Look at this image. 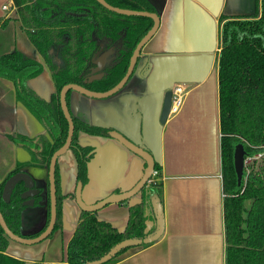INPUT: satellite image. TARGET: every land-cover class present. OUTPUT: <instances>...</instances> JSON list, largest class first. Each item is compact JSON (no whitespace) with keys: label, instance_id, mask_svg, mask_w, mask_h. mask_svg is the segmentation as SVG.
Segmentation results:
<instances>
[{"label":"crops","instance_id":"crops-1","mask_svg":"<svg viewBox=\"0 0 264 264\" xmlns=\"http://www.w3.org/2000/svg\"><path fill=\"white\" fill-rule=\"evenodd\" d=\"M151 1L159 11L160 26L145 45L140 63L129 82L117 94L105 100L86 101L79 95H73L70 110L74 114L83 113L91 123L99 120L118 131H123L122 122L135 127L139 121L142 139L159 165L157 182L162 193L159 201L164 232L147 247L128 249L113 264H224L218 20L221 15L253 13L256 3L255 0ZM4 5L9 8L7 12L2 9ZM16 18L12 0H0V56L19 51L41 62ZM2 22L6 24L5 27H1ZM149 61L151 68L147 71ZM29 84L42 98L50 97L53 92L52 78L45 66L42 73ZM178 84H182L186 90L181 109L176 114L168 112L164 122H161L167 92L165 88ZM134 104L138 108L136 115L131 108ZM45 133L42 123L17 100L13 82L0 78V183L17 161L29 160V152L9 137L20 134L36 138L45 136ZM80 141L95 146L97 152L89 167L90 181L82 187V195L87 203L114 193L110 191L115 188L120 190L119 185L129 189L140 179L144 162L112 139L81 135ZM107 148L121 155V168L112 170L109 160L102 159V152ZM58 162L63 192H70L76 186L75 166L64 159ZM25 173L34 179L44 195L47 186L45 169L29 166ZM134 198L129 201L130 205L135 202ZM74 203L70 198L64 199L62 235L55 234L46 242L31 247L10 244L8 253L27 263L42 258L43 264H65V245L81 213ZM129 204L108 205L98 210L97 217L123 230L128 219ZM146 210L149 217L146 223L150 228L154 223L151 202ZM31 212L26 214L25 222L33 214ZM38 227L39 223L32 220L22 231L29 234L27 232L33 228L35 231Z\"/></svg>","mask_w":264,"mask_h":264},{"label":"trees","instance_id":"trees-1","mask_svg":"<svg viewBox=\"0 0 264 264\" xmlns=\"http://www.w3.org/2000/svg\"><path fill=\"white\" fill-rule=\"evenodd\" d=\"M105 1L121 9L146 10L159 16L157 7L150 0ZM255 3L253 15H221L218 20L224 264H264V0H255ZM12 5L21 29L44 62L39 63L19 51L9 52L0 56V78L13 82L17 100L47 130V136L30 138L12 134L9 137L29 152V161L17 163L12 172L15 173L23 165H48L51 155L63 146L68 127L58 104L61 87L79 84L94 92L111 89L124 76L132 51L153 23L148 17L124 16L108 11L95 0H12ZM78 13L85 15L78 16ZM5 25L1 23V27ZM64 36L68 39L65 40ZM101 41L106 42L107 50L115 49L116 60L104 68L105 74L101 79L83 84L79 75ZM45 65L57 93L49 100L36 94L29 84L42 73ZM70 94H67V103ZM71 118L74 134L69 150L76 163V182L85 186L89 181L88 164L95 150L79 143V137L87 135L109 139L116 129L90 124L80 115H71ZM238 143H242L247 158L263 154L260 161L253 159L245 166L240 185L233 167V151ZM154 170H159L157 163ZM3 184L0 183V213L8 229L21 236L20 212L24 206L20 194L26 186L18 183L10 202L5 203L1 197ZM115 191L118 192L117 189ZM161 194L160 184L150 182L146 185L139 192L140 200L128 206V219L122 231L110 222L98 219L94 213L81 211L75 232L66 246V262L89 264L122 240L145 237L154 230L152 226L146 231L145 224L149 218L146 207L152 197L160 199ZM56 196L58 214L55 230L61 225V202L72 193L63 194L58 186ZM33 198L37 203L38 196ZM8 243L9 239L0 227V264H25L7 253ZM147 246L149 244H142V247ZM124 251L104 264H113Z\"/></svg>","mask_w":264,"mask_h":264},{"label":"water","instance_id":"water-1","mask_svg":"<svg viewBox=\"0 0 264 264\" xmlns=\"http://www.w3.org/2000/svg\"><path fill=\"white\" fill-rule=\"evenodd\" d=\"M97 1L103 7L108 9L109 11L115 12L119 15L148 17L152 20L153 26L150 28V30H148L146 32V34L140 39L139 43L134 48V50L130 56L131 58L129 61V66L126 70V73L124 74L125 76L115 86H113L112 89L105 91V92H91V91H88L81 86H76V85H72V84L64 85L61 88V90L59 92L60 93V108L63 111L64 117L67 121L68 133H67L66 139L63 143V146L59 150L55 151L49 160L50 164H49V169H48V179L50 182V194H49V196H50V201H51V207H50L51 217H50L48 227L39 236L31 238V239H25V238H22V237L15 235V234L13 235L11 233V231H9L7 229L5 221L3 219V216L0 213V226H1L2 230L6 233L8 238L11 241H16V242H18L22 245H25V246H30L31 244H36V243H39V242L45 240L48 237V235L52 232V228H53V225H54V222L56 219V213H55L56 196H55V179H54V171H55V166L57 163L56 160L58 157L62 156L69 149V147L71 145L70 142H71V139H72V136L74 133L73 121L71 118L70 110H68V108L66 106V102H65L67 91L73 90L76 93H80L83 96H86V97L94 99V100H96V99H107L109 97H112L114 94L118 93V91H120L127 84L130 76L133 75L134 71L137 69V67L139 65L137 63V61L139 59V53L144 48V46L150 41V39L154 36V34L157 32V30L160 26L159 16L156 15L155 13H152V12H149L146 10L137 11V10H132V9H127V10L121 9L118 7H113L111 5L109 6L104 0H97ZM255 12H256V10L253 13H249L247 15H253ZM247 15H230V16H247ZM230 16H228V17H230ZM150 68H151V61H149L147 63L146 70L149 71ZM171 87H172V85L165 88L167 92L165 94L164 103H163V107H162L163 110H162L161 122H164V119L166 118V116L169 112V109H170L169 106H170V100H171V90H170ZM131 108H133V114L136 115L135 113L138 109L137 105L134 104V105H132ZM85 113H86V115L89 114V112H85ZM75 115H80L84 120H86L84 118L83 113H82V115L81 114H75ZM87 122L90 124H94V125L102 124L103 126L112 127V128L114 127V126L104 124L99 120L96 121L95 123H91L89 121H87ZM122 126H124L123 131H118L114 127L116 130L113 131V133H111L109 139H112V141H115L116 143H118L126 151L133 153L139 159H141L145 165L143 173H142L140 179H138L136 181V183L131 188L123 189V186L119 185L120 190L115 188V189L110 191V192H112V191H115L117 189L118 192L110 193V195L105 196L103 198H99L98 200L91 202V203H87V201H85V199L82 195V187H83L82 183H78L76 186L74 195H75L76 204H77L80 212L85 211V212L94 213V212H97L98 210H100L101 208H103L107 205L120 203V202H128L127 204H129V201L133 197L139 195V192L149 182V179L151 177L150 174L154 170V164L157 162L155 159H153L152 153H151L147 143L142 139V136L140 133V131H142V129H141L142 125H140V122L137 121L135 127L128 126L124 122H122ZM80 143L82 144V142H80ZM84 145H86V144H84ZM89 146H92L93 148L95 147L93 145H89ZM95 148H94V150H95V155H96L97 152H96ZM102 153H103L102 159L106 160V158H107L109 160L110 169L117 170L118 168H121V164L123 163V160H122L121 155L118 154V152L116 150H113L111 148H107L106 150H103ZM95 155H94V157H95ZM245 155H246V153L244 151V147H243L242 143L236 144L234 151H233V167H234V172L237 175V184L238 185L241 184V181L244 177L243 170L245 168V158H246ZM91 163H92V161L90 160V162L88 164V173H87L88 178H90L89 167L91 166ZM111 175L113 176V174H111ZM103 178L109 179V177H103ZM89 181H90V179H89ZM89 181H88V183H89ZM99 181H100V179H98V182ZM19 182H23L28 189L25 193H23L21 195V197H24V198L34 197V195L36 194L35 189H38L36 187L35 181L30 176L22 173V174H15L11 178L8 179V181L6 182V184L3 187V191H2V197L4 200L9 201V198H10L9 195H10L11 191L13 190L14 186ZM34 186H35V189H34ZM98 190L101 191L100 187H98ZM151 203H152V210H154V223L152 225L154 227L153 231H151L149 234H147L143 238L133 237L131 239L122 240V241L116 243V245L114 247H112L107 253L102 255L98 260L90 261L88 263L89 264H104L107 261L115 258L117 256V254L119 252H121L122 250H125L128 248H133L135 246H140L142 244H150V242L158 240L164 232L163 213L161 210V204H160L158 197H156V196L152 197ZM27 204L30 205V203H28V202H27ZM128 206H130V204ZM146 225H147V223H146ZM146 228H147L146 231L150 229L149 227H146Z\"/></svg>","mask_w":264,"mask_h":264},{"label":"flooded vegetation","instance_id":"flooded-vegetation-1","mask_svg":"<svg viewBox=\"0 0 264 264\" xmlns=\"http://www.w3.org/2000/svg\"><path fill=\"white\" fill-rule=\"evenodd\" d=\"M95 1H97V0H95ZM105 1V0H104ZM106 2V1H105ZM97 3L99 4V5H101L98 1H97ZM107 3V2H106ZM153 3V2H152ZM108 4V3H107ZM109 5V4H108ZM110 6V5H109ZM112 6V5H111ZM101 7H103L102 5H101ZM114 7V6H113ZM105 8V7H104ZM15 9V8H14ZM106 9V8H105ZM16 10V9H15ZM108 10V9H107ZM109 11V10H108ZM82 15H85V14H81V13H78V16H82ZM28 38V37H27ZM64 39L65 40H67L68 39V37L67 36H64ZM74 39V38H73ZM73 39H70V40H73ZM29 40V39H28ZM30 42V41H29ZM106 42H104V41H101L100 43H99V46H98V48L95 50V53H94V55L92 56V57H90L91 58V60L88 62V64H87V66H86V68L82 71V73L79 75L80 76V81H81V83H83V84H88V83H91V82H93V81H95V80H99V79H101L103 76H104V68L105 67H107V66H111L114 62H115V60H116V58H115V55H116V52H115V49L114 48H111V49H109V50H107L106 49ZM33 45V44H32ZM116 45V47L118 46V43H116L115 44ZM114 45V46H115ZM115 47V48H116ZM145 47V46H144ZM35 48V47H34ZM144 49V48H143ZM143 49L141 50V52L139 53V59H141V57H140V55H141V53H142V51H143ZM35 50H36V48H35ZM36 52H37V50H36ZM133 52V51H132ZM38 53V52H37ZM132 54V53H131ZM38 55H39V57H40V59H41V62L40 61H38V60H36V61H38L39 63H42L43 64V62H44V60H42V57L40 56V54L38 53ZM131 56V55H130ZM30 58V57H29ZM131 58V57H130ZM32 59V58H31ZM33 60H35V59H33ZM129 61H130V59H129ZM128 66H129V64H128ZM128 66H127V68H128ZM45 67L47 68V66L45 65ZM44 69V68H43ZM48 69V68H47ZM127 70V69H126ZM48 72H49V70H48ZM125 73H126V71H125ZM124 73V74H125ZM49 74H50V72H49ZM50 76H51V74H50ZM125 76V75H124ZM123 76V77H124ZM132 76V75H131ZM130 76V77H131ZM122 77V78H123ZM51 78H52V76H51ZM129 80H130V78H129ZM129 82V81H128ZM127 82V83H128ZM117 84V83H116ZM115 84V85H116ZM66 85H68V84H66ZM72 85H76V84H72ZM114 85V86H115ZM52 86H53V92H52V94H51V96L50 97H48V98H46V97H44L45 99H47V100H49V99H51L52 97H54V96H56V94L57 93H55V88H54V85H53V81H52ZM76 86H81V87H83V88H85L83 85H76ZM63 87V86H62ZM61 87V88H62ZM113 87V86H112ZM86 90H88V91H91V90H89V89H87V88H85ZM112 89V88H111ZM110 90V89H109ZM108 91V90H107ZM60 92V91H59ZM58 92V93H59ZM91 92H94V91H91ZM95 92H99V91H95ZM103 92H105V91H103ZM68 93H71L70 94V98H69V100H68V103H67V101H66V98H65V102H66V106H67V108H68V110H70V104H71V100H72V98H73V95H79L80 96V98L81 99H83V100H86V101H88V100H94V99H91V98H88V97H86V96H83L82 94H80V93H76L75 91H73V90H68L67 91V94ZM67 94H66V97H67ZM117 94V93H116ZM115 95V94H114ZM113 97V96H112ZM109 98H111V97H109ZM109 98H107V99H109ZM96 100H105V99H96ZM95 100V101H96ZM58 104H59V106H60V93L58 94ZM61 109V108H60ZM70 114L71 115H73V116H75V114L70 110ZM64 115V114H63ZM44 127V126H43ZM46 129V128H45ZM74 134V133H73ZM39 136H41V135H39ZM43 136V135H42ZM45 136H47V130H46V133H45ZM100 138V137H99ZM79 139H80V137H79ZM102 139H104V138H102ZM72 140V139H71ZM71 143V142H70ZM71 146V145H70ZM69 149H70V147H69ZM67 150L66 152H70L71 153V151L70 150ZM65 152V153H66ZM71 155H72V153H71ZM52 156V155H51ZM63 156V155H62ZM61 157V156H60ZM72 157H73V155H72ZM51 158V157H50ZM50 158H49V160H50ZM29 161V160H28ZM28 161H26V162H22V161H17L16 163H27ZM59 161V157L57 158V160H56V166H55V171H54V179H55V196L57 195V190H58V186H59V189L61 190V192L64 194V192H63V189H62V182H63V178H62V176H61V170H60V163L58 162ZM73 161H74V158H73ZM49 162V161H48ZM49 164H50V162L48 163V165L46 164V165H43L42 167H38V166H32V165H23L21 168H19V170L17 171V172H15V173H12L14 170H15V168H16V166L12 169V171L11 172H9V174L3 179V181L1 182V183H3L4 182V184H3V187H4V185L6 184V182L8 181V179L9 178H11L13 175H15V174H26L27 175V173H25V169L26 168H28L29 166H31V167H36V168H43V169H45V172H46V179H47V186H46V190H45V193H44V195H42V189L40 188V187H38V186H36L38 189H35V186H34V189L36 190V194L34 195V196H38V200H37V203H35V200H34V198L33 197H31V198H24V197H21V195L23 194V193H25L28 189H27V187H26V190L25 191H23L21 194H20V197L23 199V201H22V204H23V208H22V210H21V212H20V214H21V216H20V227H19V231H20V235L21 236H19V235H17V234H15V233H13L12 231H11V233L14 235H17V236H19V237H22V238H25V239H31V238H34V237H37V236H39L41 233H43L44 231H45V229L48 227V224H49V221H50V217H51V213H50V207H51V201H50V196H49V194H50V182H49V179H48V169H49ZM17 165V164H16ZM74 166H75V172H76V163H74ZM12 174V175H11ZM28 176H30V175H28ZM31 177V176H30ZM74 178H75V173H74ZM19 183H23V182H19ZM18 184V183H17ZM16 184V185H17ZM24 184V183H23ZM77 184H78V182H76V178H75V185L77 186ZM16 185L14 186V188L16 187ZM25 185V184H24ZM148 185V184H147ZM26 186V185H25ZM76 186L73 188V190L72 191H70V192H67V193H72V196L71 197H67V198H70L73 202L75 201V189H76ZM83 186V185H82ZM3 187H2V190H1V197H2V191H3ZM14 188H13V190H14ZM13 190L11 191V193H10V195H9V201H6V200H4L3 199V197H2V200H3V202H5V203H9L10 202V200H11V195H12V192H13ZM38 191V192H37ZM115 192H117V191H115ZM114 192V193H115ZM66 199V198H65ZM27 202L28 203H30V205L29 204H27ZM63 203H64V201H62L61 202V208H62V210H61V213H63ZM74 204H76V201H75V203ZM116 204H118V205H125V204H127V203H123V202H120V203H116ZM76 206H77V204H76ZM108 206V205H107ZM78 207V206H77ZM106 207V206H105ZM104 208V207H103ZM103 208H101V209H103ZM30 211H32L31 213H33V214H31L30 215V217L28 218V220L25 222V218H27V213H29ZM57 212V196H56V205H55V213ZM38 213V214H37ZM97 213H98V211L97 212H94V214L96 215V217H97ZM57 214L58 213H56V219H55V222H54V225H53V228H52V232L48 235V237L45 239L46 241L48 240V239H50V238H52L53 236H55V234H58L59 236L60 235H62V232H63V230H62V228H63V225H64V213L62 214V219H61V225H60V228H58V229H56L55 230V225H56V222H57ZM81 214V213H80ZM3 216V215H2ZM79 217H80V215H79ZM98 218V217H97ZM4 219V218H3ZM79 219V218H78ZM98 219H100V218H98ZM33 220V222L35 221V223H39V227L37 228V229H35V231H34V228L33 229H31V231L30 232H27V233H29V234H24L23 233V231H22V228L23 227H26V224L28 225V222L30 223V221H32ZM101 220H103V219H101ZM5 221V220H4ZM77 222H78V220H77ZM5 224H6V222H5ZM76 225H77V223H76ZM76 225H75V227H76ZM1 227V226H0ZM6 227H7V225H6ZM147 227V225L145 224V228ZM151 228V227H150ZM2 229V228H1ZM7 229H8V227H7ZM75 229V228H74ZM9 230V229H8ZM30 230V229H29ZM3 231V230H2ZM10 231V230H9ZM122 231V230H121ZM74 232H75V230H74ZM74 232H73V234H74ZM5 233V232H4ZM38 233V234H37ZM73 234H72V236H73ZM5 235H6V233H5ZM7 236V235H6ZM72 236H71V238H72ZM7 238H8V236H7ZM70 238V239H71ZM9 239V238H8ZM70 239L68 240V242L70 241ZM45 240H43V241H41V242H39V243H42V242H44ZM67 242V243H68ZM39 243H36V244H31V245H37V244H39ZM67 243H66V245H65V247L67 246ZM10 244H19V245H22V244H20V243H18V242H16V241H11L10 239H9V243H8V246L10 245ZM31 245L30 246H27V247H31ZM8 246H7V248H8ZM23 246H25V245H23ZM135 247H142V245H140V246H135ZM66 249H67V247L65 248V252H64V263L65 264H68L67 262H66ZM128 249H130V248H128ZM128 249H125L126 251L128 250ZM125 252V251H124ZM123 252V253H124ZM7 253H8V249H7ZM9 254V253H8ZM10 255V254H9ZM121 255V254H120ZM11 257H13L12 255H10ZM13 258H16V259H18V260H20V261H23L25 264H43V259L41 258H37L36 260H32L31 262H26V261H24V260H22V259H20V258H17V257H13Z\"/></svg>","mask_w":264,"mask_h":264},{"label":"built area","instance_id":"built-area-1","mask_svg":"<svg viewBox=\"0 0 264 264\" xmlns=\"http://www.w3.org/2000/svg\"><path fill=\"white\" fill-rule=\"evenodd\" d=\"M2 9L7 12L9 10V8L4 5L2 6ZM171 100H170V106H169V114H176L180 111L181 109V106H182V103H183V98H184V95L186 93V90H185V87L182 85V84H178V85H174L171 87ZM261 157V154H258V155H255V156H251V157H246L245 158V166L247 164H250L251 161L253 159H257ZM158 174H159V171L158 170H153L150 174V179H149V182H152V183H158L157 181V178H158Z\"/></svg>","mask_w":264,"mask_h":264},{"label":"rangeland","instance_id":"rangeland-1","mask_svg":"<svg viewBox=\"0 0 264 264\" xmlns=\"http://www.w3.org/2000/svg\"><path fill=\"white\" fill-rule=\"evenodd\" d=\"M95 138V137H94ZM81 141H80V139H79V143H80ZM260 154V153H259ZM256 155H258V154H256ZM262 155L263 154H261V157H259V158H257L256 159V161H260L261 159H262ZM59 159L60 160H62V159H64V160H66V161H69V163H75V161H73V157H72V155H71V153L68 151V152H66V153H64L63 154V156H61V157H59ZM140 200V196L139 195H137V196H135V198H134V201L135 202H138ZM51 239V238H50ZM44 242H46V240L44 241Z\"/></svg>","mask_w":264,"mask_h":264}]
</instances>
